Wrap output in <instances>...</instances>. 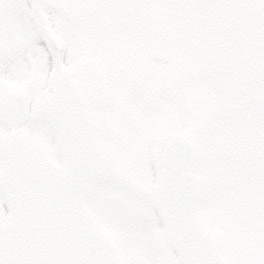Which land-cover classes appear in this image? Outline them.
I'll return each mask as SVG.
<instances>
[{
    "label": "snow or ice",
    "instance_id": "snow-or-ice-1",
    "mask_svg": "<svg viewBox=\"0 0 264 264\" xmlns=\"http://www.w3.org/2000/svg\"><path fill=\"white\" fill-rule=\"evenodd\" d=\"M0 264H264V0H0Z\"/></svg>",
    "mask_w": 264,
    "mask_h": 264
}]
</instances>
